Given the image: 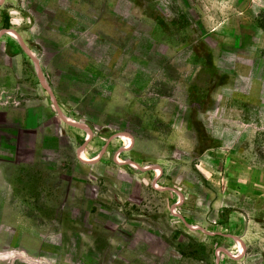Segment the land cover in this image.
<instances>
[{
    "label": "rangeland",
    "instance_id": "374dc122",
    "mask_svg": "<svg viewBox=\"0 0 264 264\" xmlns=\"http://www.w3.org/2000/svg\"><path fill=\"white\" fill-rule=\"evenodd\" d=\"M0 16L28 48L18 66L0 51L9 105L41 146L0 198V264H264V0Z\"/></svg>",
    "mask_w": 264,
    "mask_h": 264
},
{
    "label": "crops",
    "instance_id": "0c3cea01",
    "mask_svg": "<svg viewBox=\"0 0 264 264\" xmlns=\"http://www.w3.org/2000/svg\"><path fill=\"white\" fill-rule=\"evenodd\" d=\"M4 0H0V7L3 5ZM5 14L7 13L5 11ZM0 16V51L1 56L4 59L17 60L16 66L19 65V61L22 56L25 55L28 48L24 44L21 32L18 28L11 26V18H5V22H2ZM28 54V53H27ZM33 70L37 74L39 83H41L40 74L37 68L36 59L34 56H30ZM5 63L0 61V198L9 199L17 191L18 183L27 182L28 179L24 177V168L34 164V158L38 154L41 146L35 149L34 138L36 131L32 127L26 126L24 119L27 118L23 115L24 111L19 110L18 105L20 103L16 99H10L11 93L8 89L7 73L4 71L3 66ZM8 69V68H7ZM2 75L4 76L3 78ZM13 89L16 91L17 85L16 78L13 79ZM20 84H25L22 81ZM15 95V94H14ZM264 96V95H262ZM258 101H264L260 95H258ZM18 105H9V101ZM9 106H12L9 108ZM264 115V110L261 111ZM28 120V119H27ZM26 120V123H27ZM87 134H90V130H84ZM37 134V133H36ZM86 139V138H85ZM129 143V142H128ZM127 143V144H128ZM25 151L30 152L31 160L26 161L21 158ZM39 156V155H38Z\"/></svg>",
    "mask_w": 264,
    "mask_h": 264
}]
</instances>
